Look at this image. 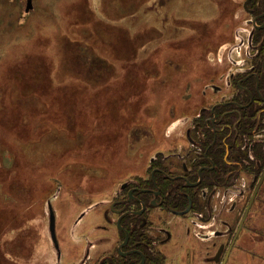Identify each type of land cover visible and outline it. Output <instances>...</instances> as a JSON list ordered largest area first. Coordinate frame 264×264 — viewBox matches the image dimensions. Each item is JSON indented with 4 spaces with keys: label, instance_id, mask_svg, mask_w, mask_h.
I'll return each instance as SVG.
<instances>
[{
    "label": "rangeland",
    "instance_id": "374dc122",
    "mask_svg": "<svg viewBox=\"0 0 264 264\" xmlns=\"http://www.w3.org/2000/svg\"><path fill=\"white\" fill-rule=\"evenodd\" d=\"M25 5L0 0V264H80L85 239L107 235L92 205L155 152L185 149L181 128L231 60L240 70L248 16L241 0ZM252 216L228 264H264V210Z\"/></svg>",
    "mask_w": 264,
    "mask_h": 264
},
{
    "label": "flooded vegetation",
    "instance_id": "af4514ba",
    "mask_svg": "<svg viewBox=\"0 0 264 264\" xmlns=\"http://www.w3.org/2000/svg\"><path fill=\"white\" fill-rule=\"evenodd\" d=\"M241 7L249 31L237 45L245 46L240 70L232 74L231 60L224 90L212 85L220 96L181 128L185 149L155 152L144 178L132 172L89 207L107 235L85 239L80 264H228L239 239L255 230L252 214L264 210V0ZM58 250L60 259L59 243Z\"/></svg>",
    "mask_w": 264,
    "mask_h": 264
},
{
    "label": "water",
    "instance_id": "95a60500",
    "mask_svg": "<svg viewBox=\"0 0 264 264\" xmlns=\"http://www.w3.org/2000/svg\"><path fill=\"white\" fill-rule=\"evenodd\" d=\"M29 4H30V0H29ZM29 7H27L26 11L29 10ZM47 206H48V211L47 212H48V222H49L47 226L49 228L50 240H51V242L53 244V247L59 253L58 241H57V237H56V233H55V214H54V211L52 209V206H51L50 202H48Z\"/></svg>",
    "mask_w": 264,
    "mask_h": 264
}]
</instances>
